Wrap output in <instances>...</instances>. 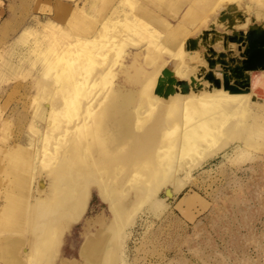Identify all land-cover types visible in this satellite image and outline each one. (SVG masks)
I'll return each mask as SVG.
<instances>
[{"label":"bare ground","instance_id":"6f19581e","mask_svg":"<svg viewBox=\"0 0 264 264\" xmlns=\"http://www.w3.org/2000/svg\"><path fill=\"white\" fill-rule=\"evenodd\" d=\"M135 1L104 0L88 22H83L86 15L79 9L75 15L71 12L64 26L52 19L43 25L48 35L39 38L34 66L45 69L49 84L33 96V103L39 106L35 110L39 116L41 101H45L41 109L42 115L47 111L46 126L41 149L34 140L29 150L21 146L22 165L7 174L12 184L11 203L2 209L0 219L4 235L0 258L7 264H55L62 236L86 212L93 187L109 206L112 219L86 236L80 252L86 264H116L145 208L157 214L167 197L175 196L185 179L192 178L195 168L233 143L250 144L258 138L251 122L242 116L244 101L237 93L223 88L179 91L167 98L155 93L162 70L172 61L175 76L187 80L196 72L192 63L204 62L201 57L187 56L181 44L167 55L165 34L155 25L158 16L144 29L123 32L124 13ZM236 1L244 3L206 0L210 18ZM247 1L264 8V0ZM162 9L176 12L165 5ZM95 19L98 22H93ZM34 31L28 28L25 38ZM57 36L64 39H53ZM46 38L48 44L43 43ZM68 38L78 44L80 48L75 49L81 53L78 56L77 50L68 47L70 53L65 50L61 58L68 53L73 59L67 54L58 69L59 57L57 70L50 68V61L63 51ZM217 75L222 76L220 72ZM246 96L252 100L255 94L251 89ZM181 98L187 100L184 124L171 125L169 117ZM64 115L76 118L61 126ZM29 130L33 139L37 138L34 123ZM242 150L243 146L234 150L235 155ZM41 176L44 184L39 189ZM163 187L168 190L165 198L159 196Z\"/></svg>","mask_w":264,"mask_h":264},{"label":"rangeland","instance_id":"374dc122","mask_svg":"<svg viewBox=\"0 0 264 264\" xmlns=\"http://www.w3.org/2000/svg\"><path fill=\"white\" fill-rule=\"evenodd\" d=\"M103 1L0 0V219L2 209L11 203L8 199L12 196V184L7 174L20 168L24 160L21 146L29 150L30 141L34 140L36 148L41 149L47 111L42 115L41 108L45 101H41L43 104L37 116L35 110L39 106L35 107L33 96L49 84L48 70L45 74V69L34 66L35 50L41 43L39 38L48 35L44 33L43 25L52 19L64 26L71 12L75 15L79 9H84L86 18L83 22H88L95 11L103 7ZM236 2L243 7L252 5L254 10L264 11V8L254 6L247 0H243L246 5ZM163 5L176 12L170 14L169 10L162 9ZM219 13L210 18L206 0H138L132 7L128 4L122 31L144 29L145 25L149 26L147 22L152 17L158 16L160 21L157 20L155 25L165 34L163 45L167 48V55L170 56L175 46L181 44L187 56L200 58V52L186 49V41L208 28ZM28 28H34L35 34H30L26 39L24 33ZM72 33L76 34L74 31ZM43 43L48 44V38ZM145 44L148 43L142 45ZM68 47L77 50V54L81 53V50L75 49L79 47L78 44L68 38L63 51L50 61V68L56 69L58 63L61 64L57 68L62 67L68 58L66 55L70 53ZM65 50L69 52L64 54L66 58H61ZM73 50L71 53L76 57ZM59 57L65 60L60 61ZM200 59L206 64L204 59ZM252 80L251 89L255 94L252 100L247 98L246 93L237 94L244 101L242 116L245 115L251 122L258 138L250 144L233 143L195 168L191 173L192 178L185 179L182 190L175 196L167 197L165 207L157 214L145 208L126 239L127 250L122 256L127 260L120 256L116 264H124V261L125 264H264V70L252 72ZM121 81L124 82V77ZM186 101L181 98L178 105L173 107L169 117L171 125L184 124L183 105ZM75 118L67 116L60 125L64 126L67 120ZM33 123L38 128L35 139L29 130ZM240 146H243V152L236 156L234 150ZM55 157L58 156L52 159ZM23 170L24 166L18 172ZM16 182L14 176L13 185ZM165 192L166 188H161L159 196L165 198ZM111 219L109 206L93 187L86 212L62 236L55 264H86L80 252L82 243L88 234L97 232ZM3 236L0 233V245L4 241ZM3 263L7 264L0 258V264Z\"/></svg>","mask_w":264,"mask_h":264},{"label":"water","instance_id":"95a60500","mask_svg":"<svg viewBox=\"0 0 264 264\" xmlns=\"http://www.w3.org/2000/svg\"><path fill=\"white\" fill-rule=\"evenodd\" d=\"M186 49L199 51L206 65L192 63L196 72L187 80L175 76L172 61L158 78L156 94L167 98L179 91L189 93L213 88L248 93L252 72L264 70V11L231 3L220 11L208 28L188 38ZM217 72L222 76L219 77ZM43 180L41 176L39 189L43 187Z\"/></svg>","mask_w":264,"mask_h":264},{"label":"crops","instance_id":"0c3cea01","mask_svg":"<svg viewBox=\"0 0 264 264\" xmlns=\"http://www.w3.org/2000/svg\"><path fill=\"white\" fill-rule=\"evenodd\" d=\"M196 35H197V34H196ZM216 49H218V48L216 47ZM219 49H220V48H219ZM219 49H218V50H219ZM89 202H90V201H89Z\"/></svg>","mask_w":264,"mask_h":264}]
</instances>
